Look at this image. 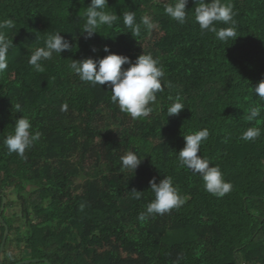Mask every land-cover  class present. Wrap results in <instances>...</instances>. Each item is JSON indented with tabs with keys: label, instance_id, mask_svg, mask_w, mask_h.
Returning a JSON list of instances; mask_svg holds the SVG:
<instances>
[{
	"label": "trees",
	"instance_id": "16d2710c",
	"mask_svg": "<svg viewBox=\"0 0 264 264\" xmlns=\"http://www.w3.org/2000/svg\"><path fill=\"white\" fill-rule=\"evenodd\" d=\"M175 2L108 0L117 21L85 39L79 29L90 0H0V19L15 22L6 33L15 46L0 74V212L7 199L0 244L3 223L9 228L3 264L25 260L13 246L39 260L29 264H264V133L253 142L239 139L256 126L243 110L260 102L251 87L264 80V0H221L233 5L239 36L227 43L201 33L194 20L198 0H188L184 25L172 21L164 8ZM126 11L135 12L137 23L147 16L155 27L140 24L133 37L123 27ZM56 32L77 51L45 61L38 73L30 55ZM105 45L132 62L143 52L160 61L164 90L148 117L132 119L111 101L110 88L92 86L69 70L71 59L107 55ZM177 94L185 109L167 117ZM15 103L41 133L24 158L3 145L22 115L13 113ZM204 128L210 135L198 155L232 184L221 198L205 191L202 177L177 159L183 136ZM128 151L143 159L135 173L120 171ZM166 176L185 203L139 221L155 199L149 181ZM133 189L144 191L141 200L132 199ZM10 210L15 212L7 215Z\"/></svg>",
	"mask_w": 264,
	"mask_h": 264
},
{
	"label": "clouds",
	"instance_id": "9594fccd",
	"mask_svg": "<svg viewBox=\"0 0 264 264\" xmlns=\"http://www.w3.org/2000/svg\"><path fill=\"white\" fill-rule=\"evenodd\" d=\"M197 0H195V4ZM188 0H176L175 4H166L164 13L179 25H184L189 17L187 13ZM108 0H90L86 10L83 12L84 23L79 29L85 39H91L94 34L103 26L111 27L118 17L107 10ZM123 27L128 29L132 36H139L140 24L145 29L151 31L155 24L147 16L142 17L140 23L136 21L134 11L123 12ZM235 13L231 3H222L221 0H198V6L194 10V20L199 25L201 33L211 32L215 38L227 43L236 40L237 35ZM222 23L228 27L217 28L215 25ZM15 29V22L12 19H0V74H3L9 64L8 53L13 44V39H9L6 33ZM123 33V32H121ZM103 52L107 53L102 58L71 59L68 68L76 74L83 82L92 86L107 85L111 89V101L117 104L121 112L128 114L132 119L148 117L152 112L153 105L157 100V93L163 92L164 85L162 78L165 72L160 65V61L151 53L139 55L135 62L128 56L115 54L108 46L103 47ZM75 52L77 46L70 43L60 32L49 35L44 40V46L35 48L28 60L34 71L42 73L45 71L44 62L52 60L54 56L61 57L62 52ZM93 52L97 49L93 47ZM128 65V67H123ZM252 92L259 99V103L250 106L246 111L244 119L247 122H255L256 126L248 127L242 131L239 139L244 142L257 140L264 129V80L258 82L255 87H251ZM171 99V98H170ZM67 106L63 105L62 110ZM185 109L182 97L177 94L175 100L167 108V117L178 115ZM13 113H21L20 118L15 119L13 132L3 139V145L9 154L15 153L21 158L25 157L27 150H30L36 142L40 140L41 133L33 130L31 118L25 114V109L20 103L13 104ZM207 128L184 135L185 145L178 152V163L181 167H186L194 175L202 177L204 190L218 198L224 197L232 190L231 182L224 179L221 169L211 166L210 161L204 158L201 153L202 144L209 138ZM143 159L135 152L128 151L120 158V171L134 172L139 167ZM151 192L155 199L149 202L145 210L140 212L138 220L147 221L149 217L164 215L173 209H178L185 203L177 188L173 185L171 177H164L159 183L155 179L149 181ZM144 191H131L134 200H141Z\"/></svg>",
	"mask_w": 264,
	"mask_h": 264
},
{
	"label": "water",
	"instance_id": "95a60500",
	"mask_svg": "<svg viewBox=\"0 0 264 264\" xmlns=\"http://www.w3.org/2000/svg\"><path fill=\"white\" fill-rule=\"evenodd\" d=\"M6 201L7 199L6 198H3L2 200V206H1V212H0V217L5 209V205H6ZM3 225L5 226V234H4V238H3V241L2 243L0 244L1 245V248H0V255L2 254L3 252V248H4V243H6L7 241V238L9 236V228L8 226L6 225V223H3ZM31 262H39V260H29V261H24L22 263H18V264H29ZM0 264H2V262L0 261Z\"/></svg>",
	"mask_w": 264,
	"mask_h": 264
},
{
	"label": "rangeland",
	"instance_id": "374dc122",
	"mask_svg": "<svg viewBox=\"0 0 264 264\" xmlns=\"http://www.w3.org/2000/svg\"><path fill=\"white\" fill-rule=\"evenodd\" d=\"M106 87H107V85H105ZM11 199L13 198L14 199V197H10ZM19 209H16L15 211H18ZM15 211H7V215H11L13 212H15ZM13 237L14 236H11V238L13 239ZM108 248L109 249H115V245H113V244H111L110 246H108ZM12 251L14 252V254L16 255V256H20L19 258H22V259H25L24 261H29V260H31L30 259V253L28 252V251H24L23 253H21V255H20V251L15 247V246H13L12 247ZM23 261V262H24Z\"/></svg>",
	"mask_w": 264,
	"mask_h": 264
},
{
	"label": "crops",
	"instance_id": "0c3cea01",
	"mask_svg": "<svg viewBox=\"0 0 264 264\" xmlns=\"http://www.w3.org/2000/svg\"><path fill=\"white\" fill-rule=\"evenodd\" d=\"M4 255H3V252H2V254L0 255V261L2 262L3 261V259H4ZM6 258V257H5ZM3 264V263H2Z\"/></svg>",
	"mask_w": 264,
	"mask_h": 264
}]
</instances>
